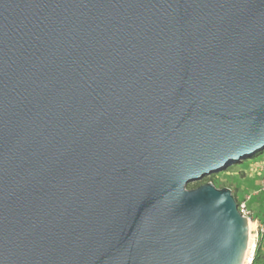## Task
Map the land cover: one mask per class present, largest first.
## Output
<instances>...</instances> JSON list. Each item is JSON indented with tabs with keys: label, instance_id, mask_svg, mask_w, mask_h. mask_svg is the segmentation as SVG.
Returning <instances> with one entry per match:
<instances>
[{
	"label": "water",
	"instance_id": "obj_1",
	"mask_svg": "<svg viewBox=\"0 0 264 264\" xmlns=\"http://www.w3.org/2000/svg\"><path fill=\"white\" fill-rule=\"evenodd\" d=\"M263 148L264 0H0V264H250Z\"/></svg>",
	"mask_w": 264,
	"mask_h": 264
},
{
	"label": "rangeland",
	"instance_id": "obj_2",
	"mask_svg": "<svg viewBox=\"0 0 264 264\" xmlns=\"http://www.w3.org/2000/svg\"><path fill=\"white\" fill-rule=\"evenodd\" d=\"M263 179L264 154L255 158H247L243 162L234 163L219 172L203 177L201 180L190 182L186 185V189H192L204 183H212L216 188L229 185L236 189L237 197L248 194L251 196L248 202L251 215L263 222L264 192H257Z\"/></svg>",
	"mask_w": 264,
	"mask_h": 264
},
{
	"label": "built area",
	"instance_id": "obj_3",
	"mask_svg": "<svg viewBox=\"0 0 264 264\" xmlns=\"http://www.w3.org/2000/svg\"><path fill=\"white\" fill-rule=\"evenodd\" d=\"M257 192H264V179L260 182ZM250 198L251 196L249 194L236 198L237 210L242 216H245L249 222V258L254 254L256 244L259 238L264 234V221L261 222L254 218L248 208ZM252 225L253 228H251Z\"/></svg>",
	"mask_w": 264,
	"mask_h": 264
},
{
	"label": "trees",
	"instance_id": "obj_4",
	"mask_svg": "<svg viewBox=\"0 0 264 264\" xmlns=\"http://www.w3.org/2000/svg\"><path fill=\"white\" fill-rule=\"evenodd\" d=\"M262 154H264V148L259 150V151H257V152H255L249 158H255V157H257L259 155H262ZM243 161H240V162H243ZM223 187L229 188L231 190V193L234 195L235 199L237 198L236 189L231 188L229 185H224V186H222V188ZM250 264H264V234L259 238V240H258V242L256 244L254 255H253V258H252V261H251Z\"/></svg>",
	"mask_w": 264,
	"mask_h": 264
}]
</instances>
